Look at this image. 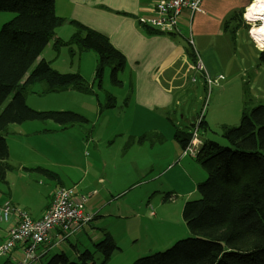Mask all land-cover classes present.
I'll use <instances>...</instances> for the list:
<instances>
[{"label": "trees", "instance_id": "trees-1", "mask_svg": "<svg viewBox=\"0 0 264 264\" xmlns=\"http://www.w3.org/2000/svg\"><path fill=\"white\" fill-rule=\"evenodd\" d=\"M0 11L16 14L0 30V184H7L8 172L13 169L8 162L10 151L6 139L10 125L52 121L64 131L90 123L87 116L71 110L33 109L26 102L32 86L46 81L48 93L74 89L96 95L99 112L103 113L117 106V98L109 92L104 93L103 101L99 99L97 89L104 91V73L111 69L112 84L123 87L120 74L126 69L127 61L105 34L76 20L58 16L55 0H0ZM238 17L239 13H234L230 20ZM65 24L76 28L67 41L56 37V29ZM142 24L149 34L163 33ZM52 39H55L57 52L68 47L73 56L86 51L97 54L93 82L86 80L80 72H60L44 58L38 61ZM258 54L260 63L264 64V49ZM196 121L191 124L196 126ZM208 128L202 117L199 130ZM50 132L53 130L42 129L38 134ZM154 134L146 132L139 137L130 136L123 149L128 150L136 142L152 141ZM222 135L229 145L208 139L196 154V160L208 174L205 181L197 185L200 196L187 201L183 207V218L192 236L178 240L166 250L138 258L134 264H264V105L247 103L239 125L223 126ZM175 138L185 149L193 132H178ZM25 169L59 179L57 173L43 167ZM74 245L75 258L61 251L45 264H107L120 249L113 235L105 230L103 237L93 243V249L86 247L81 251ZM17 249L21 256L22 247L17 245L6 257ZM49 251L44 252V256ZM96 254L101 255L100 263L96 262ZM42 255L34 262L41 261Z\"/></svg>", "mask_w": 264, "mask_h": 264}, {"label": "rangeland", "instance_id": "rangeland-1", "mask_svg": "<svg viewBox=\"0 0 264 264\" xmlns=\"http://www.w3.org/2000/svg\"><path fill=\"white\" fill-rule=\"evenodd\" d=\"M15 15L14 12L0 11V30L3 24L10 21ZM243 40L241 36L233 38L232 49L236 63L243 62V56H249L251 71L248 75L243 76L235 71L224 74L221 72L224 65L223 59L216 56L210 63L211 68L208 67L205 60L197 55V62L200 61L206 68L213 84H206L203 72L197 68V63H194L195 70H189L184 75L185 87L175 90L177 104L174 105V109H170L168 113L164 109H155L154 114L149 117V120L152 119L155 131L153 144L148 141L144 148L140 144H135L129 148V157L119 161L124 173H127L129 169L135 175L141 176V171L144 170L143 163L146 160L153 163L155 170L153 171L151 166L148 167L150 168L149 173L141 177L142 181L139 180L141 181L140 187L132 189L118 202H115L116 198H109L110 209H114L120 204L121 207L132 213V218L117 220L109 229L120 249L113 254L107 264H134L138 258L166 250L178 240L192 236L183 218V207L187 201L197 199L200 196L197 185L205 181L208 173L204 166L195 159V152H184V148L175 138V133L193 132L195 126L191 124L192 120L199 118L204 111L205 120H208L210 127L206 131L198 130L194 141L199 144L194 149L198 150L200 147L202 136L205 139L219 142L221 145H229L222 135V127L238 126L243 107L247 103L253 104V106L264 105L262 100L264 99V64L260 63L259 54L255 52L253 46L248 47L247 44L243 43ZM193 52L195 54L194 50ZM210 53L206 52V58L202 55L208 59ZM222 56H226V47L223 48ZM96 59H98L97 54L93 51L73 56L69 48L65 47L63 52L52 62V66L63 73L81 71L84 75L80 73L86 80L93 82L92 75L97 65ZM244 64L247 67L246 61ZM221 73H223V78ZM110 75L111 69H107L103 77L104 91L97 89L99 98L104 99V93L109 92L117 98L118 106L116 109L104 111L103 114L99 112L96 95L85 94L74 89L48 93L46 81H41L32 86V91L26 95V102L33 109L43 111L71 110L87 116L90 123L81 125L85 129L72 127L63 132H58L56 136L34 137L28 140L21 135L31 133L38 128H56V123L52 121H28L23 124L10 125L12 129L6 138L10 148L12 170L19 169L21 162L33 164L32 161L34 160L42 161L56 172L66 171V162L76 166L85 165L86 168L89 162H92L93 167L89 180L101 185L98 181L100 173L105 170L103 159H110L107 148L102 147V145L107 144V140L110 138L113 141L117 139L115 136L112 137L113 133L120 132L125 127L128 130L138 127V125L132 124L131 120L136 112L130 114L131 111L126 110L124 105V101L131 96L128 87L113 85ZM120 78L125 81L127 76L121 73ZM120 124L122 126L117 128ZM85 130L92 132L94 141L97 143L96 147L93 145L86 147L85 143H82L81 138L86 132ZM19 133L21 134L19 135ZM35 139L43 143L41 146L42 158L33 156L30 150L33 151L34 149L27 148L26 142ZM117 140L124 141L123 143L126 144L127 136L125 139L118 138ZM149 147L151 148L149 156H140L141 152ZM128 150L123 149V152ZM12 170L8 173H11ZM81 170L84 171V169ZM79 174L80 172L75 169V175L78 176ZM16 176L20 179L17 195L25 197L34 207L36 204L48 203L49 198L53 197L54 191L58 188L57 179H52L40 172L26 173L21 168ZM82 176L83 172H81ZM23 178H29V181L22 182ZM73 186L75 185H64V187ZM81 189L82 187L79 188V190ZM9 191L10 186L1 183L0 200L5 198V193ZM148 192L147 199L141 202L142 196H146ZM1 227H3L2 224H0ZM3 234L4 232L0 229V238ZM82 234L85 236L83 238L85 243L88 236L84 232ZM70 241L74 242L79 250H85L84 243L76 242V235H73ZM61 251H65L72 258L76 257V251L67 240L43 256L42 264H45L51 256ZM3 258L6 256L0 257V263ZM20 259L21 256L19 255L15 264H18ZM100 261L101 255L96 254V262L100 263ZM41 262L36 261L32 264H40Z\"/></svg>", "mask_w": 264, "mask_h": 264}, {"label": "crops", "instance_id": "crops-1", "mask_svg": "<svg viewBox=\"0 0 264 264\" xmlns=\"http://www.w3.org/2000/svg\"><path fill=\"white\" fill-rule=\"evenodd\" d=\"M155 1L156 0H55V9L58 16L76 20L105 34L112 44L126 57L127 65L123 74L127 76V79L123 81V87H128L131 96L128 99V103L124 101V105L126 110L131 111L130 114L136 112L134 118H131V120L132 124L134 123L138 125V127L132 128L131 130L125 127L121 129L120 132L113 133L112 137L115 136L117 139H125L127 136L128 141L130 136L139 137L146 132H155L152 119L149 120V117L154 114L155 109H164L167 113L170 109H174V105L177 104L175 90L183 89L185 87L184 75L189 70H195L193 66L196 61L194 60L193 47L191 48L187 40L189 35V24L192 25L191 33L194 39V51H196L199 58L205 60L208 67L211 68L212 66L210 63L216 56L223 59L224 65L221 68V72H224V74L235 71L245 76L251 71L249 56H243V62L241 63L235 62L236 57L232 49L233 38H237L238 36L243 37V43L247 44L248 47L253 46L257 54L260 50L264 49L251 34V30L256 24L246 17L247 8L254 0L251 2L250 0H202V11L192 14L189 10L185 9L182 12L180 17V34H173L165 31L158 34H149L142 22L145 24V19L149 15V10L154 6ZM234 13H239V17L230 20ZM227 21H229V23L226 26ZM75 31L76 28L73 25L65 24L56 29V37L63 41H67ZM54 45L55 39H52L38 61L44 58L51 63L54 62L65 48L62 47L60 51L57 52ZM224 47H226V56L223 57ZM87 52L90 51L80 53L79 55ZM190 52L193 55L192 59H190ZM206 52H211L208 59H205ZM244 61H246L247 67H245ZM201 72H203L205 81L207 77L211 78L206 68L205 71ZM94 74L95 70L92 75L93 77ZM221 76L222 78L224 77L223 73H221ZM103 100L104 99H100V101ZM262 100L264 101V99ZM117 106L112 109H116ZM106 111L107 110H105V112ZM200 115L203 119L206 118L204 111ZM105 121H108V119H105ZM206 123L209 125L208 120ZM56 125V128H38L31 133H25L21 136L26 140L34 137L56 136L58 132H63L59 130L60 126L58 124ZM11 126L8 128V134L10 129H12ZM120 126H122V124L117 128ZM74 127L83 126L76 125ZM42 129H51L53 132L38 134V131ZM20 134L21 133H19V135ZM153 137L154 136H152L151 141L152 144L154 142ZM117 139L113 141L110 138L107 140V144L102 145V147L107 148L110 159H103V162L105 161V170L100 173L101 175L98 181L101 185L98 183L95 184L96 182L93 180H89L91 168L93 167L91 164L92 162H89L87 168L85 165L76 166L74 164V166L66 162L67 169L63 172L51 170L47 164H44L40 160L32 161L33 164L20 163L19 169L22 168L26 173H37L38 171H29L25 168L43 167L51 170L59 176V179H57V182H59L58 188L60 186L59 184H72L76 186V190L79 193L86 196V211L92 214L93 220L88 224V227L79 233V235H76L77 243H84L83 238L85 236L82 234L83 232L88 236L86 237L87 241L84 243L85 247L90 248L96 240L101 239L104 230L111 232L109 229L117 220L132 218V213L126 208L121 207L120 204H118L116 208L110 209L111 203L109 202V198H116L115 202H118L124 196L128 195L132 189L140 187L139 183L142 181L141 177L147 175L150 168L153 171L155 170L153 163H149L147 162L148 160H146V162L143 163L144 170L141 171V176L135 175L133 172H130L129 169L127 173H124L120 167L119 161L129 157L130 149L127 152H123L125 143ZM81 140L82 143H85L86 147L90 145H93V147L97 146L90 130L84 133ZM200 140L201 144H203V142L208 139L202 136ZM147 142L148 141H145L140 145L144 148ZM135 144L139 143L136 142L133 145ZM26 145L28 149H34L33 151L30 150L33 156L39 158L43 157V152L41 150V146L43 145L42 142L35 139L33 141H27ZM149 151H151L150 147L142 151L140 156H149ZM195 154H197V152H195ZM8 162L12 165L10 156ZM19 169H14L11 173H8L7 185L10 186V191L5 193V198L0 200V205L6 201H10L15 208L24 209L28 211L32 217L39 218L51 205L53 197L49 198L48 203L36 204L35 207L32 206L25 197H19L17 195V187L20 184V179L16 176L19 173ZM75 169L80 172L78 176L75 175ZM81 169H84V171ZM111 170L112 172H110ZM81 172H83L82 177ZM24 181H29V178H23L22 182ZM81 187L82 189L79 190ZM148 194L149 192L146 196H142L141 202L147 199ZM17 220L18 214L15 212L12 214L10 222L2 223L3 227L0 229L4 234L0 238V242L6 237L7 232L16 224ZM74 244V242L71 244L69 243L72 248L75 246ZM18 249L9 254L6 258H3L0 264H15L16 260L19 258ZM43 256L44 254L40 257L43 258ZM40 264H42V262Z\"/></svg>", "mask_w": 264, "mask_h": 264}, {"label": "built area", "instance_id": "built-area-1", "mask_svg": "<svg viewBox=\"0 0 264 264\" xmlns=\"http://www.w3.org/2000/svg\"><path fill=\"white\" fill-rule=\"evenodd\" d=\"M202 0H158L149 10L145 19V25L162 32L180 34V17L187 9L192 14L202 11ZM188 42L194 50L192 26L189 24ZM196 62L200 71H205L202 63ZM222 77V76H221ZM207 83L213 84V80L207 77ZM202 117L196 121L193 138L184 152H196L198 146L195 136L199 130ZM86 196L73 187H59L53 195L51 205L39 218H34L24 209H17L10 201L0 205V224L8 223L13 213L17 212L18 220L7 232L6 237L0 242V257L6 256L17 245L22 247L21 259L18 264H32L40 254H44L52 248L69 240L88 224L93 216L86 211ZM41 251V253H39Z\"/></svg>", "mask_w": 264, "mask_h": 264}, {"label": "bare ground", "instance_id": "bare-ground-1", "mask_svg": "<svg viewBox=\"0 0 264 264\" xmlns=\"http://www.w3.org/2000/svg\"><path fill=\"white\" fill-rule=\"evenodd\" d=\"M246 17L256 24L251 34L264 47V0H254L247 8Z\"/></svg>", "mask_w": 264, "mask_h": 264}, {"label": "water", "instance_id": "water-1", "mask_svg": "<svg viewBox=\"0 0 264 264\" xmlns=\"http://www.w3.org/2000/svg\"><path fill=\"white\" fill-rule=\"evenodd\" d=\"M195 121H196V118L193 119V122H195Z\"/></svg>", "mask_w": 264, "mask_h": 264}, {"label": "clouds", "instance_id": "clouds-1", "mask_svg": "<svg viewBox=\"0 0 264 264\" xmlns=\"http://www.w3.org/2000/svg\"><path fill=\"white\" fill-rule=\"evenodd\" d=\"M197 120V119H196Z\"/></svg>", "mask_w": 264, "mask_h": 264}]
</instances>
